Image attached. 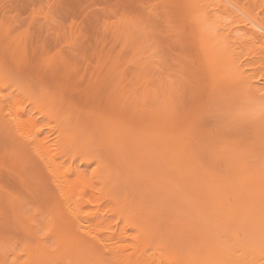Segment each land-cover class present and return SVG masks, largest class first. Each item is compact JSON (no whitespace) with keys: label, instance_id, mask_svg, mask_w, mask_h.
Masks as SVG:
<instances>
[{"label":"rangeland","instance_id":"rangeland-1","mask_svg":"<svg viewBox=\"0 0 264 264\" xmlns=\"http://www.w3.org/2000/svg\"><path fill=\"white\" fill-rule=\"evenodd\" d=\"M187 3L0 0V264H264V57Z\"/></svg>","mask_w":264,"mask_h":264},{"label":"bare ground","instance_id":"bare-ground-1","mask_svg":"<svg viewBox=\"0 0 264 264\" xmlns=\"http://www.w3.org/2000/svg\"><path fill=\"white\" fill-rule=\"evenodd\" d=\"M239 1L241 3H243L241 0H239ZM240 2H238L237 0H189V3L193 6V8L195 10L199 11V16L197 19L198 26H199V29H200L202 36L207 38L206 43L210 48L214 47L217 50V47L222 46V48H224V51H222V52L226 53L227 51H225V50H228L227 49L228 47L226 46L227 45L226 40H228V38H229L228 36H231V37H233V39L235 38V41L237 42L236 44H239L240 46L241 45L252 46L254 51H259V50H257V48L260 49L259 52L261 54H263V56H261L263 58L264 57V18L260 17L262 15V13H261V15H260V13L254 14L253 12H251L252 9H248L249 7H248L247 3L241 4ZM260 2H261V0H260ZM189 3H187V4H189ZM262 3H264V2H262ZM91 18H93V17H91ZM135 28H137V27H135ZM155 34H156V32H155ZM225 37H228V38L226 39ZM228 42H230V41L228 40ZM123 43H124V41H123ZM236 44L234 43V45L236 47L239 46ZM231 48H232V46H231ZM240 48H242V47H240ZM217 51H219V50H217ZM234 53H235V51L233 49V51L230 53V56H232V57L229 56V59H228V56H227V59H225L224 62H227L226 65L229 67L228 71L229 72L231 71L232 73H233V71H235L236 74L234 77H236L242 84L247 85V83L249 84V78L246 75L247 72L243 69L242 63L238 62L237 59H233V56L237 55L236 53L235 54ZM222 55L224 56V54H222ZM230 68H231V70H230ZM230 77L231 76H229V78ZM5 81H7V80H5ZM254 90L258 94V93H261V91H263V88L254 87ZM10 113H9V115L11 117H9L8 119L11 118L10 123L12 124L15 122V119H14L13 115ZM41 114H42V112H41ZM7 122H9V121H7ZM15 126H16V128L22 127V125L19 124L18 122H15ZM22 130H23V128H22ZM70 135L71 134H69L68 136H70ZM38 138L37 139H31V137H30V139L27 138L26 140L29 141L28 144L31 143L32 147H33V145L35 146L36 151L40 152V149H41L40 145H41L42 139L39 140ZM70 139H73V142H72V144H73L75 142L74 137L70 138ZM70 139H68V140H70ZM30 141H32V142H30ZM70 142H71V140H70ZM108 177H110V176H108ZM57 181H59V180H57ZM59 183H60V181H59ZM61 187H63V186L61 185ZM65 197H67V196H65Z\"/></svg>","mask_w":264,"mask_h":264}]
</instances>
